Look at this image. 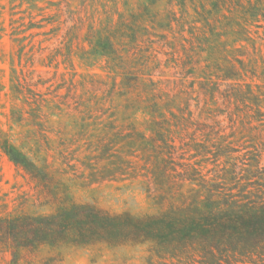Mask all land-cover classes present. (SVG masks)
<instances>
[{"label":"trees","instance_id":"16d2710c","mask_svg":"<svg viewBox=\"0 0 264 264\" xmlns=\"http://www.w3.org/2000/svg\"><path fill=\"white\" fill-rule=\"evenodd\" d=\"M5 30L0 22V38ZM154 33L149 29L147 40L130 44L111 37L91 43L106 60L108 79L96 74L79 83L63 78L51 84L50 96L37 89L41 82L25 70L22 58L20 70L12 58L10 93L0 80V109L10 101L9 111L0 112L6 118L0 119V150L35 182L36 194L16 204L0 186V255H9L6 264H57L71 249L98 253L136 244H148L161 264H264V184L255 193L223 201V192L205 179L188 196L176 175L183 167L180 179L186 184L193 179L186 172L201 173L190 162L180 164L186 154H213L218 161L238 149L234 142H253L245 146L258 158L250 166L260 163L264 132L255 122L264 111L260 104L250 105L257 95L252 83L247 90L242 83L248 77L242 70L258 64H247L240 58L245 54H231L228 44L222 58L202 72L165 78V72H155L156 55L150 52ZM221 60L229 72H213L222 67ZM189 74L195 79L187 85ZM219 80L234 81L225 90L230 104H245L234 141L217 119L222 112L200 107L201 97L219 87ZM139 178L157 204L151 213H112L71 194L76 182Z\"/></svg>","mask_w":264,"mask_h":264},{"label":"rangeland","instance_id":"374dc122","mask_svg":"<svg viewBox=\"0 0 264 264\" xmlns=\"http://www.w3.org/2000/svg\"><path fill=\"white\" fill-rule=\"evenodd\" d=\"M0 7V22L6 29L0 38V80L9 93L12 58L19 70L22 58V65H27L25 70L35 72L34 80L41 82L37 89L50 96L47 93L51 84L56 86L63 78L74 77L79 83L88 74H96L108 79L106 60L95 53L91 43L108 37L123 44H130L136 38L147 40L150 29L155 32L149 38L155 42L154 51H150L156 55L155 72H165V78L178 77L174 72L179 77L180 72H202L206 65L214 64V58H222V49L228 44L231 54H245L240 58L247 64L257 62L256 69L251 64L242 70L248 75L242 83L245 90L250 86L247 83H252L257 95L250 105L256 109L260 104L264 111V0H0ZM221 63L222 67L213 72H229L228 65ZM251 72H256V76L251 78ZM194 79L189 74L186 84L190 85ZM219 83V87H211L209 96L201 97L200 107L206 105L222 112L217 119L224 125L229 141H234V130L241 127L245 104L234 101L230 104L225 97L227 85L234 81L219 80ZM65 91L63 88L62 92ZM5 101L3 92L2 102ZM192 104L198 113L197 100H192ZM7 105L0 112H8L10 101ZM233 113H237L234 118ZM207 115L205 112L204 117ZM262 118L255 125L264 132ZM0 119L6 121L1 114ZM241 144L234 142L238 149L218 161L213 154L193 158L186 154L180 164L190 162L201 172H186L193 179L184 184L180 176L185 170L178 166L177 180L187 195L193 197L204 179L227 196L222 195L223 201L233 199L232 195L255 193L263 188L260 184H264V154L259 164L250 166L258 158L251 151L253 148L245 146L253 142ZM0 178L1 194L8 193L10 200L16 199V204L22 196L36 194L35 182L1 150ZM146 186L141 178L89 185L76 182L71 194L79 201L94 203L112 213H151L157 204L149 199ZM9 258L0 255V264H6ZM159 261L148 244H136L98 253L80 247L71 249L57 264H161Z\"/></svg>","mask_w":264,"mask_h":264}]
</instances>
